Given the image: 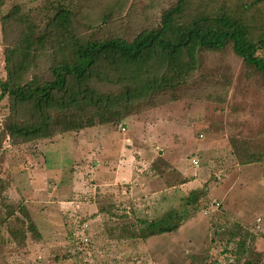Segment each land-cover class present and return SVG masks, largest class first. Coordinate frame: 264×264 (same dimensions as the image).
<instances>
[{
	"label": "rangeland",
	"instance_id": "obj_1",
	"mask_svg": "<svg viewBox=\"0 0 264 264\" xmlns=\"http://www.w3.org/2000/svg\"><path fill=\"white\" fill-rule=\"evenodd\" d=\"M225 1L228 12L244 0ZM173 2L0 0V9L20 5L40 25L61 3L84 38L131 39ZM19 28L8 22L0 37V79ZM197 57L190 83L154 105L48 138L10 137L6 123L21 116L0 101V264H264V73L230 43ZM52 58L42 52L26 78H49ZM247 155L258 160L240 163ZM167 211L174 229L140 237L143 221Z\"/></svg>",
	"mask_w": 264,
	"mask_h": 264
},
{
	"label": "trees",
	"instance_id": "obj_2",
	"mask_svg": "<svg viewBox=\"0 0 264 264\" xmlns=\"http://www.w3.org/2000/svg\"><path fill=\"white\" fill-rule=\"evenodd\" d=\"M53 8L40 25L20 5L5 14L0 9L1 41L8 22L20 27L17 39L4 46L5 77L0 79V101L7 96L11 115L21 116L6 123L10 137L48 138L114 121L140 102L154 105L158 93L190 83L200 49L230 43L244 63L264 73V0H244L240 9L228 12L225 0H174L162 10L158 26L143 28L131 39L84 38L74 27L72 8L61 3ZM45 50L53 57L50 77L26 78ZM98 84L118 89L104 92ZM256 160L247 155L240 163ZM176 215L167 211L143 221L140 237L171 231Z\"/></svg>",
	"mask_w": 264,
	"mask_h": 264
},
{
	"label": "crops",
	"instance_id": "obj_3",
	"mask_svg": "<svg viewBox=\"0 0 264 264\" xmlns=\"http://www.w3.org/2000/svg\"><path fill=\"white\" fill-rule=\"evenodd\" d=\"M193 160V159H192ZM105 168H107V170L109 171V172H112V171H110L109 170V168L108 167H105ZM97 170H99V168L98 169H96V171ZM95 171V174H94V176L96 175H98V171L96 172ZM108 172V179H110V178H113V180H115V182H117L118 180H120L121 178H123L127 173L125 172V171H123L122 170V168L121 169H118L116 172H113V173H109ZM96 178V177H95ZM120 182V181H119Z\"/></svg>",
	"mask_w": 264,
	"mask_h": 264
},
{
	"label": "built area",
	"instance_id": "obj_4",
	"mask_svg": "<svg viewBox=\"0 0 264 264\" xmlns=\"http://www.w3.org/2000/svg\"><path fill=\"white\" fill-rule=\"evenodd\" d=\"M119 127H120L121 130H124V127L122 125H119ZM192 162L196 164L197 163V160L196 159H193ZM216 205H217V203H216Z\"/></svg>",
	"mask_w": 264,
	"mask_h": 264
}]
</instances>
